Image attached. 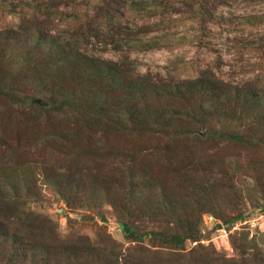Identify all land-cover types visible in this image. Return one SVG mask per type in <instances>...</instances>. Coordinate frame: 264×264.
I'll list each match as a JSON object with an SVG mask.
<instances>
[{
  "label": "trees",
  "instance_id": "1",
  "mask_svg": "<svg viewBox=\"0 0 264 264\" xmlns=\"http://www.w3.org/2000/svg\"><path fill=\"white\" fill-rule=\"evenodd\" d=\"M223 6L220 0H96L84 26L56 36L45 27L55 10L36 4L33 27L0 31V129L36 132L42 122L52 139L32 145L57 156L25 157L0 133V264H264V250L245 231L229 237L237 258L200 244L204 214L229 229L244 221L243 194L264 199V163L220 154L221 146L264 148V84L222 77L218 64L195 78H157L123 60L96 58L83 46L115 36V49L122 47L133 30L122 19L131 11L142 19L178 15L193 24L197 46L212 44L215 28L243 30L264 19L245 16L239 23L221 13ZM153 25L142 23L134 33L148 34ZM70 78L77 89L60 83ZM81 133L95 152H65ZM108 136L124 142L108 143ZM249 176L252 187L245 185ZM39 181L66 205L110 206L130 246L123 251L107 236L60 240L32 207L44 201ZM254 209L264 212V205ZM186 242L197 246L184 253Z\"/></svg>",
  "mask_w": 264,
  "mask_h": 264
},
{
  "label": "rangeland",
  "instance_id": "2",
  "mask_svg": "<svg viewBox=\"0 0 264 264\" xmlns=\"http://www.w3.org/2000/svg\"><path fill=\"white\" fill-rule=\"evenodd\" d=\"M143 1L144 4H150V1L154 2L155 0ZM220 1L224 3L220 10L221 13L230 18H236L239 23L241 17H255L264 14V0ZM95 2L96 0H0V31L15 30L19 27L27 30L33 27L36 15L30 6L40 4L43 8H49L56 12L54 19H51L45 26L46 29L51 35L63 36L73 32L75 28L84 26L86 20L91 18ZM178 4L176 3L174 7L178 8ZM28 5L30 6L28 7ZM126 15L122 19V26H130L133 30L128 31L129 36L125 37L122 47L115 49V45L112 44V41L118 40V37L113 36L112 41H109L106 37L101 36L87 41V44L83 45L87 49L86 51L103 60L126 61L128 66H133L137 72L141 74L149 72L157 78H170V80L195 78L208 66L217 70L215 66L218 64L221 67L219 74L222 77L234 79L238 83L259 81L264 84V19L256 23L252 22L243 29L244 31L241 30L239 24L231 26L232 29L229 31L215 28V38L211 40V43L215 44L213 47L212 44L205 43L202 46L194 45L196 43L195 36L190 31V26L193 24L181 21L178 15L169 14L170 19L159 14L149 18L143 16L144 19H142L133 11ZM142 23L148 25L155 23L156 25L151 27L148 34L134 33L137 31L135 28ZM102 28L103 31H106L104 24ZM60 83L68 90L77 89L74 79L70 78ZM85 89L87 88L85 87ZM35 100L37 105H42L40 98ZM40 119H42L41 116ZM8 129L3 127L0 129V133L14 149L17 147V151H20L21 146V152H24L25 157L36 160L40 159L41 155L47 154L48 158H57L55 154L45 153L40 144L32 145L35 140L45 136H47L46 140L52 139L50 135L53 134L44 123L40 122L37 125L36 132L23 129L12 132ZM93 130L98 135L101 134V131L96 128ZM108 138V143L112 141L117 146L124 142L121 137L108 136ZM91 142H88L81 133L75 141L67 146L65 152H80L81 155L88 156L89 153L95 152L94 148L87 146ZM29 146L34 148L27 149ZM53 146L54 144H49V147ZM221 148L223 149L220 154L227 153L231 160L238 159V155H242L243 159L249 158L253 162L264 163V148L254 151L232 148V146H221ZM39 156L40 158H38ZM112 161L117 162L116 160ZM251 178L250 176L245 178V185L248 187H252L254 184ZM37 186H39L38 189L41 191L44 201L38 207H32L52 222V232L55 231L60 240L95 242L104 240L107 236L123 251L130 246L126 237L127 233L123 231L124 227L122 228L119 224L107 204L97 205L94 209H89V203L83 201L81 202L84 206L78 204V201L66 205L57 199L54 188L45 186L40 181ZM74 191L73 189L72 192ZM20 192L23 194L24 191L20 190ZM241 202L242 210L245 213L244 221L234 224L229 229L223 226L220 220L209 214L203 215L200 224V244L202 246L213 249L219 255H224L227 258H237L238 254L232 249L229 237L245 231L249 233V239L256 237L255 241L264 250V212L254 209V207L264 205V199L260 195L254 196L253 194L247 198L243 194ZM100 215H103L105 222L101 221ZM230 215L232 216V213ZM196 244L186 242L183 252H189L197 246Z\"/></svg>",
  "mask_w": 264,
  "mask_h": 264
},
{
  "label": "water",
  "instance_id": "3",
  "mask_svg": "<svg viewBox=\"0 0 264 264\" xmlns=\"http://www.w3.org/2000/svg\"><path fill=\"white\" fill-rule=\"evenodd\" d=\"M37 103V102H36ZM125 228V227H124Z\"/></svg>",
  "mask_w": 264,
  "mask_h": 264
}]
</instances>
